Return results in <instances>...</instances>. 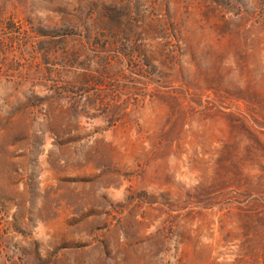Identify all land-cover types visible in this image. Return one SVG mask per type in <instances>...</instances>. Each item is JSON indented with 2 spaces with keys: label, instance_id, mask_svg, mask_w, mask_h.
I'll return each mask as SVG.
<instances>
[{
  "label": "rangeland",
  "instance_id": "obj_1",
  "mask_svg": "<svg viewBox=\"0 0 264 264\" xmlns=\"http://www.w3.org/2000/svg\"><path fill=\"white\" fill-rule=\"evenodd\" d=\"M0 264H264V0H0Z\"/></svg>",
  "mask_w": 264,
  "mask_h": 264
},
{
  "label": "trees",
  "instance_id": "obj_2",
  "mask_svg": "<svg viewBox=\"0 0 264 264\" xmlns=\"http://www.w3.org/2000/svg\"><path fill=\"white\" fill-rule=\"evenodd\" d=\"M94 23H95V19H93V21H92V19L90 18V22H89V24H92V26H94ZM94 27H95L94 29L90 28V29L86 32V35L84 34V37H85V38L91 40V37H92V36H93V37H96V36H97V31H98V30H96V26H94ZM71 28L73 29L74 27L71 26ZM84 30H85V29H84ZM128 56H132V55H129V54H128ZM145 57H146V55H144V59H145ZM108 60H109V59H108ZM107 77L110 78L109 76H107ZM105 78H106V76H105ZM94 82H96V81H94ZM96 84H98V82H96ZM111 119H112L111 122H112V123H115V122L119 119V117H114V115H113V117H112Z\"/></svg>",
  "mask_w": 264,
  "mask_h": 264
}]
</instances>
